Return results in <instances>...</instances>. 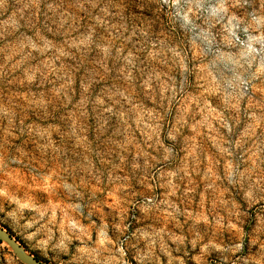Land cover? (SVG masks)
Here are the masks:
<instances>
[{"label":"rangeland","instance_id":"374dc122","mask_svg":"<svg viewBox=\"0 0 264 264\" xmlns=\"http://www.w3.org/2000/svg\"><path fill=\"white\" fill-rule=\"evenodd\" d=\"M0 227L47 264H264V0H0Z\"/></svg>","mask_w":264,"mask_h":264},{"label":"water","instance_id":"95a60500","mask_svg":"<svg viewBox=\"0 0 264 264\" xmlns=\"http://www.w3.org/2000/svg\"><path fill=\"white\" fill-rule=\"evenodd\" d=\"M0 241L9 246V248L13 251L14 256L22 264H47L35 257L33 254L29 253L26 248L3 227H0Z\"/></svg>","mask_w":264,"mask_h":264}]
</instances>
